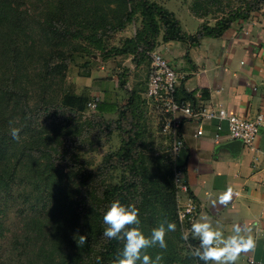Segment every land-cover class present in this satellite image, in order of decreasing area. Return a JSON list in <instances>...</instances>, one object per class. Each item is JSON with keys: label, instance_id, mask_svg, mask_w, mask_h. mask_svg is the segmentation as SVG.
Instances as JSON below:
<instances>
[{"label": "trees", "instance_id": "16d2710c", "mask_svg": "<svg viewBox=\"0 0 264 264\" xmlns=\"http://www.w3.org/2000/svg\"><path fill=\"white\" fill-rule=\"evenodd\" d=\"M191 1L196 17L214 20L198 32L209 37L264 7V0ZM136 13L142 30L122 53H137L140 40L148 53L160 28L163 42L184 40L174 16L145 0H0V249L8 241L0 264H97L98 257L111 264L123 247L122 238L102 235L103 214L114 200L139 209L138 227L146 236L165 217L175 224V231H166V249L144 250L150 257L162 254V264H204L192 255L199 239L183 238L169 159L137 152V133L105 155L96 172L84 152L66 149V141L88 137L91 126L82 120L87 93L66 88L74 53L103 50L104 38L123 30ZM128 95L125 108L133 109L140 94ZM176 98L194 103L192 94L179 97L177 89ZM107 105L123 117L125 109L109 100L97 112L105 114ZM12 128L20 129L19 140ZM114 158L129 177L115 185L107 180ZM80 235L87 236L83 246Z\"/></svg>", "mask_w": 264, "mask_h": 264}, {"label": "crops", "instance_id": "0c3cea01", "mask_svg": "<svg viewBox=\"0 0 264 264\" xmlns=\"http://www.w3.org/2000/svg\"><path fill=\"white\" fill-rule=\"evenodd\" d=\"M185 23L188 29H193L192 23L187 20ZM200 24L198 19L192 32L182 30L179 24L184 36L181 41L163 42L160 31L149 51L162 54L181 76L177 95L192 94L194 103L191 104L196 108L220 106L228 114L247 120L259 114L264 116V7L247 19L232 23L219 37L199 36ZM128 56L126 63L133 60V55ZM109 66L105 63L104 68ZM127 67L124 90L127 94L135 91L143 101L149 73L148 53ZM141 78L144 80L142 86L139 85ZM103 82L98 84L103 100L116 104L111 88L118 86ZM109 107L107 105V111ZM107 111L102 115L116 114ZM149 111L152 118L147 122L152 120V126L155 122L158 126L154 147L162 144L169 147L168 137L160 134V123ZM177 118L181 121L179 133L184 142L178 161L185 167L188 197L197 208L194 222H205L206 219L225 237L234 234L233 226L239 225L241 234L245 238L251 236L255 247L242 251L235 264H264V124L259 128L252 148L243 144L227 147L233 141L225 137V122L221 123L224 129L221 140L214 143L216 121L203 122L202 134L196 137L198 123L181 115ZM229 189V201L221 204L220 197ZM182 201H186V196ZM190 236L198 239L192 233Z\"/></svg>", "mask_w": 264, "mask_h": 264}, {"label": "rangeland", "instance_id": "374dc122", "mask_svg": "<svg viewBox=\"0 0 264 264\" xmlns=\"http://www.w3.org/2000/svg\"><path fill=\"white\" fill-rule=\"evenodd\" d=\"M145 2L159 7L162 13L172 14L174 18L179 21L182 30L185 29L190 32H192V30L194 31L198 24V19L201 22L200 27L202 24L206 23L209 24V26L214 25V20L209 16H206L205 18L195 16L191 10V0H145ZM184 13L186 14L184 15ZM186 20L192 23L193 29H188L185 23ZM160 29L163 32L162 28ZM141 30V16L139 13H136L131 22L128 23L123 30L113 34L110 33L107 38H104L103 50H96L93 47H89L85 52H76L73 55L72 61L68 65L65 79L66 88L70 87L76 92L83 91L84 93H87V104L94 101L96 98L100 104L103 101V95L102 92L98 90V84L101 80L107 83L110 82L112 87L113 85L118 86L116 88H111V92L115 94L114 98H116V106L120 111L123 110V108L125 109L123 117L119 118L117 113L110 116H104L98 113L97 109L92 110L88 108L86 104L82 120L91 124L90 130H88L89 136L79 137L73 144L66 141L65 145L68 146L66 149L74 148L75 153L77 151H79V153L84 152L83 157L90 161V170L93 172H96L97 167L100 165L101 160L105 155L116 152L122 146V141H126L127 137L133 136L134 133H137V152H141L145 154V156H150L151 158H162V160L169 159V147L166 144L154 147L155 139H158L156 135L158 126L156 122L155 125L152 126V120L147 122L152 118V114L149 111L150 106L146 98L143 96L144 100L142 101V97L139 95L133 109L125 108L129 98V95L124 90L127 83V72L129 70L127 64L130 62L136 63L138 62V57L140 58L142 55H145L143 50L147 49L145 47L146 42L142 43V40L139 41L136 49L137 53L131 54L133 55V60L131 59L130 62H125V59L129 58L128 55L130 53H122V51L127 47L126 41L136 40ZM100 60L102 63L99 62ZM105 63L110 66L104 68ZM114 78L116 79L117 84L115 83ZM140 81H142V78ZM143 83L144 80L139 85L142 86L141 84ZM141 89L140 92L142 91ZM112 93L110 94L112 95ZM142 127H144L145 130H142ZM84 140L86 142L82 147L81 145ZM78 147L79 150L76 149ZM82 148L84 150H82ZM110 164L115 166V168L110 167L108 170L107 180L109 183L113 185L117 184L123 175L129 179L127 169L123 164L119 165L115 158ZM99 179L100 178H97V180ZM10 223L11 226H9L14 228L16 223L15 219H11ZM7 242V240L3 242L0 254H2L7 248Z\"/></svg>", "mask_w": 264, "mask_h": 264}, {"label": "built area", "instance_id": "2783aa9c", "mask_svg": "<svg viewBox=\"0 0 264 264\" xmlns=\"http://www.w3.org/2000/svg\"><path fill=\"white\" fill-rule=\"evenodd\" d=\"M149 73L145 90V98L150 110L160 123V134L169 139V160L172 164L173 184L175 188L176 215L183 238L190 237L191 225L196 215V205L188 197V185L185 179V167L179 163V155L184 148L180 136L181 121L178 115L198 123L195 136L202 134V123L216 121L214 143H218L224 131L221 123H226L225 137L230 141H240L247 148H252L258 136L259 128L264 124V116L259 114L252 120L230 115L220 106L194 107L190 102H182L176 98V89L181 76L169 64L162 54L148 52ZM98 99L89 102L88 108L95 110ZM186 196L183 203L182 197ZM184 240H187L184 238ZM250 263H252L250 261Z\"/></svg>", "mask_w": 264, "mask_h": 264}, {"label": "clouds", "instance_id": "9594fccd", "mask_svg": "<svg viewBox=\"0 0 264 264\" xmlns=\"http://www.w3.org/2000/svg\"><path fill=\"white\" fill-rule=\"evenodd\" d=\"M20 129L12 128L11 136L14 140H19ZM231 196V190L220 197V203L226 204ZM103 223L107 225L102 235L108 239H123V247L117 253L111 264H162V254H157L155 258L150 257L144 250L159 245L161 249H166V231H175V224L169 222L165 217L146 236L138 227L139 209L133 204H123L120 200L110 203L103 214ZM239 225L233 226V233L227 237L223 232L215 229L210 222H194L191 225V233L199 239L198 246H192V255L198 260L208 264L209 261L215 264H235L239 254L254 249L255 241L248 236L245 238L241 234ZM187 239V237H184ZM87 242L86 235L79 236V246ZM100 264V258H97Z\"/></svg>", "mask_w": 264, "mask_h": 264}, {"label": "water", "instance_id": "95a60500", "mask_svg": "<svg viewBox=\"0 0 264 264\" xmlns=\"http://www.w3.org/2000/svg\"><path fill=\"white\" fill-rule=\"evenodd\" d=\"M240 145H241L240 141H233V142L229 143L227 145V147H232V146H237L238 147Z\"/></svg>", "mask_w": 264, "mask_h": 264}]
</instances>
